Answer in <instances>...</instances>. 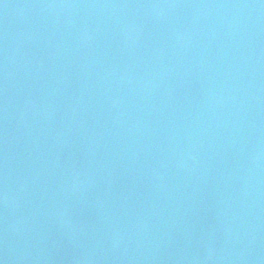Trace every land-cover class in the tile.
<instances>
[{"label":"water","instance_id":"obj_1","mask_svg":"<svg viewBox=\"0 0 264 264\" xmlns=\"http://www.w3.org/2000/svg\"><path fill=\"white\" fill-rule=\"evenodd\" d=\"M0 264H264V0H0Z\"/></svg>","mask_w":264,"mask_h":264}]
</instances>
